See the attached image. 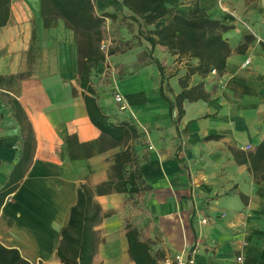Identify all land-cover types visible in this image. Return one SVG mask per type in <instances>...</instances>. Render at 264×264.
<instances>
[{
	"label": "crops",
	"instance_id": "obj_1",
	"mask_svg": "<svg viewBox=\"0 0 264 264\" xmlns=\"http://www.w3.org/2000/svg\"><path fill=\"white\" fill-rule=\"evenodd\" d=\"M225 2L212 5L213 17L227 26L223 38L231 51L224 70L191 74L185 86L201 83L203 98L183 100L178 115L160 96L158 76L127 78L120 86L128 107L143 110L139 124L153 148L145 146L139 171L149 188L143 214L122 232L108 221L121 193L93 195L102 217L93 226L90 264L105 251L115 253L117 264H135L127 252L129 229L156 264L190 251L194 264H239L237 257L240 264H264V0ZM149 49L169 66L165 47ZM0 77L7 82L0 85V264L8 250L29 264H62L60 232L78 188L90 179L93 190L108 179L123 147L98 150L101 132L83 100L73 32L61 18L45 25L39 0H11L9 20L0 26ZM177 77L168 80L170 99L183 89ZM105 114L117 122V115ZM10 178L16 186L1 197Z\"/></svg>",
	"mask_w": 264,
	"mask_h": 264
},
{
	"label": "trees",
	"instance_id": "obj_2",
	"mask_svg": "<svg viewBox=\"0 0 264 264\" xmlns=\"http://www.w3.org/2000/svg\"><path fill=\"white\" fill-rule=\"evenodd\" d=\"M41 13L45 25L61 18L66 27L74 35L79 53L80 86L87 93L83 94L85 107L91 122L100 130L97 141L98 150L104 151L118 145L123 148L114 154L109 178L98 183L93 190L81 184L77 190V201L71 208L68 225L60 232V242L57 256L62 264H90L96 247V237L93 230L101 219V208L93 201V195H105L112 192L137 195L149 187L145 184L139 171V164L143 160L140 146L143 144L144 133L132 123L131 119L108 121L103 108L96 102V94L89 83L91 70L101 65L106 55H112L113 50L103 51V22L108 13L97 14L93 0H39ZM11 0H0V26L5 25L10 17ZM122 8L128 12V18L137 23L138 31L143 34L144 40L153 48L161 45L178 58L195 60V64H187L188 74H197L205 77L213 70L221 74L225 67L230 48L223 38L227 26L208 13L207 6L198 2L192 5L170 3L168 0H121ZM169 16V22L155 25L164 17ZM155 25L153 29H145ZM155 65L161 70L160 63ZM188 78V77H187ZM4 78L0 77V81ZM160 81V96L168 102L169 113L172 109L177 114L182 113L183 100H197L204 97L202 84L185 88L187 85L181 79L183 88L173 99L163 92ZM131 118V117H130ZM129 119V118H128ZM96 145L86 144L90 148ZM79 146V145H76ZM90 149L88 150V154ZM72 156V155H71ZM74 156V155H73ZM130 168V169H129ZM14 179L10 178L6 192L1 197L14 190ZM127 252L135 264H156L155 256L149 252L148 245L140 241L136 232L129 229L126 232ZM9 258L6 264L22 262L29 264L18 256L16 250H8ZM12 253V254H11Z\"/></svg>",
	"mask_w": 264,
	"mask_h": 264
},
{
	"label": "rangeland",
	"instance_id": "obj_3",
	"mask_svg": "<svg viewBox=\"0 0 264 264\" xmlns=\"http://www.w3.org/2000/svg\"><path fill=\"white\" fill-rule=\"evenodd\" d=\"M94 9L97 14L108 13L113 15V17H107L103 22V41L101 43V48L105 52L107 50H113L112 55H106L105 61L91 70L89 76V83L94 89L96 98L103 102L105 107H109L110 115H117V120L123 119L124 114L131 116V112L134 113L135 118H132L136 127L142 133H145L142 125H140L142 114V109H131L128 107L125 99L126 96L121 92L120 86L126 83L127 78L131 77H152L158 76L163 85V92L168 97L167 92H172V88L169 84V78L176 77L178 75V83L180 85L181 79L187 85L192 81L191 74L187 69V64H195V60H187L184 57L178 58L176 55L171 54L167 48V53L170 55V61L168 67L164 64L165 60L162 59L164 65L160 63L161 70L157 68L154 64L155 60L152 56V50L149 49L148 43L144 40L143 34L141 35L138 31L137 23L128 18V12H126L121 6V0H93ZM173 1L178 4L185 6L192 5L194 2L200 4V0H168V2L173 3ZM212 1V0H211ZM213 4L219 7H225V0H213ZM212 4V5H213ZM207 6L208 13L213 14L215 7ZM213 17V15H212ZM165 22L161 20L155 25ZM155 25H150L145 29H153ZM164 47V46H162ZM153 49V48H152ZM152 66H149V65ZM213 73V72H210ZM216 73V72H215ZM188 77V78H187ZM158 83V82H157ZM7 82L4 80L0 81V85H6ZM114 93H120L123 96L126 108L121 110L119 104H117L114 99ZM131 109V110H130ZM143 144L140 146V153L145 149V146L150 142L148 138L142 139ZM107 158L105 159L106 164ZM110 166L109 174H112ZM91 183L90 179L87 180V185ZM146 191H143L137 195L127 196L121 193L119 200L113 201V207L110 208L113 216L109 218V225L120 226L121 232L127 227L134 224L136 219L143 214V200ZM110 235L104 234L103 241L107 243L109 241ZM120 255H123V251H120ZM99 259L97 264H117L119 260L111 254L110 251H105L103 254L98 255ZM116 260H113V257ZM122 260H120L121 262Z\"/></svg>",
	"mask_w": 264,
	"mask_h": 264
},
{
	"label": "built area",
	"instance_id": "obj_4",
	"mask_svg": "<svg viewBox=\"0 0 264 264\" xmlns=\"http://www.w3.org/2000/svg\"><path fill=\"white\" fill-rule=\"evenodd\" d=\"M212 72L215 73L214 70ZM113 99L117 104H119L121 110L126 108V105L123 100V96L120 93H114ZM152 148L153 146L149 144L148 149H152ZM200 221L202 223H205L206 219L201 218ZM241 260H242L241 257L236 258V262L239 264L241 263ZM158 264H194V258L192 256L191 251L187 254L179 252V253H175L172 257H165L159 260Z\"/></svg>",
	"mask_w": 264,
	"mask_h": 264
}]
</instances>
